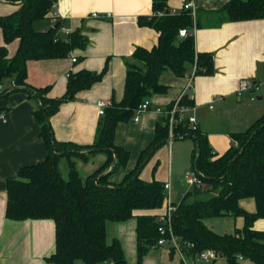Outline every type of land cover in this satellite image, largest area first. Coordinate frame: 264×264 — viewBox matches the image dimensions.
I'll use <instances>...</instances> for the list:
<instances>
[{
  "label": "trees",
  "instance_id": "1",
  "mask_svg": "<svg viewBox=\"0 0 264 264\" xmlns=\"http://www.w3.org/2000/svg\"><path fill=\"white\" fill-rule=\"evenodd\" d=\"M0 1L18 5L13 13L0 16V30L5 44L19 42L12 57H8L4 45L0 46V100L22 91L37 101L33 117L48 150L44 160L20 168L14 178L6 180L5 218L14 222L52 220L55 248L45 259L52 264L76 261L132 264L125 260L117 239L106 243V223L135 219L138 258L133 264H143L142 259L150 249H161L156 243L160 238L158 218L165 210V190L161 181L141 179L139 169L151 153L165 144L168 130L165 123L156 125L154 138L141 151L137 165L118 183L111 181V176L126 166L129 152L115 144V130L119 123L133 119L145 100L167 92V87L159 83L164 71L169 70L180 78L193 69L194 77L214 74L213 53L195 49L192 30L202 28L200 17L184 9L171 14L168 0H151V16L139 18L138 24L155 30L157 42L150 49L136 47L131 62L125 60L127 70L121 100L108 103L97 122L93 142L82 145L57 141L50 118L63 104L75 100L79 92L89 90L103 79L109 58L99 72L69 71L60 97L49 96L51 87H31L27 84L29 62L67 58L75 50L84 51L89 39L83 27L61 35L59 22L46 30L36 28V23L47 18L58 0ZM202 16L214 21L209 26L264 20V0H229L218 10ZM181 29L191 34L180 37ZM181 103L193 105L185 97ZM175 133L179 138L194 141L190 166L202 185L194 187L192 192L207 198L189 203L187 198L191 192H187L179 203H173V233L180 241L193 245L189 251L192 255L213 250L227 264H239V257L264 264V231L254 229V223L264 219V113L245 131L231 134L233 144L216 157L197 125L181 123ZM96 153L105 155L104 163L82 180L74 159L87 161ZM62 159L66 161L65 174L59 168ZM248 200L253 202V210L242 205ZM215 217L241 218L242 226L234 227L231 233L219 234L205 224L206 219Z\"/></svg>",
  "mask_w": 264,
  "mask_h": 264
},
{
  "label": "crops",
  "instance_id": "2",
  "mask_svg": "<svg viewBox=\"0 0 264 264\" xmlns=\"http://www.w3.org/2000/svg\"><path fill=\"white\" fill-rule=\"evenodd\" d=\"M185 1L168 0V9L179 12ZM227 1L229 0H193L195 14L200 17V24L203 25L192 31L195 49L197 52L213 53L215 67L212 76H195L192 80L195 108L193 115L201 133L206 135L215 157L222 155L233 144L231 134L245 131L264 113V20L209 26L214 21L203 17L202 13L218 10ZM17 9L18 5L0 1V16L9 15ZM93 13L98 14L99 18H92ZM108 14L110 17H106ZM151 14V0H58L47 18L36 23L37 29L46 30L52 26V19H56L61 23V35L83 27L84 34L89 39L84 51L75 50L72 53L77 60L81 58L76 66L69 57L31 61L27 64V84L34 88L51 87V97H60L64 93L69 71L84 69L99 72L109 58L108 71L103 79L89 90L79 92L75 100L63 104L57 114L50 118L57 141H73L82 145L93 142L100 118L96 103H109L111 100L119 102L123 96L127 70L125 60L131 62L130 57L136 47L150 49L157 42L158 34L155 30L138 24L139 18L150 17ZM18 43V40H14L5 44L0 30V46L6 47L8 57L15 54ZM241 80L251 81L255 89L238 95L237 88ZM187 81L186 76L180 78L169 70L164 71L159 83L167 87V92L151 96L149 110L138 112L136 119L117 125L115 144L127 150L129 158L126 166L111 176V181L120 182L135 168L141 151L154 138L156 125L165 121L164 115L157 114L156 109H167L179 97ZM37 108V101L22 91L11 93L0 100V264H52L45 260L55 248L52 220L14 222L5 218L6 180L14 178L20 168L44 160L48 154L47 146L39 137V125L33 117ZM241 116L245 117L238 119ZM226 120L231 121L230 128L225 133L219 132ZM178 139L184 138L174 140ZM171 147V144L169 146L165 143L151 153L143 161L139 177L145 181L155 179L164 184L170 182L171 189L170 178L162 180L166 164L168 174L171 173ZM104 161L105 155L102 153L90 156L87 161L74 159L82 180ZM159 164L161 166L158 167ZM60 165L64 166L65 174L66 161L62 159ZM184 196L182 190H171L173 203H179ZM242 205L249 210L254 208L251 200L242 202ZM130 220L121 225L106 223L109 233L106 235V243L110 244L113 239L121 242L125 260L133 264L137 261L133 256L136 221ZM235 221L234 227H241L242 223L236 225ZM254 229L264 231V219H258L254 223ZM156 250L159 249L149 250L143 264H180L178 258L168 250H161V253ZM74 264L83 263L76 261ZM198 264L227 263L225 259L218 257L210 261H198ZM239 264L254 263L239 259Z\"/></svg>",
  "mask_w": 264,
  "mask_h": 264
},
{
  "label": "built area",
  "instance_id": "3",
  "mask_svg": "<svg viewBox=\"0 0 264 264\" xmlns=\"http://www.w3.org/2000/svg\"><path fill=\"white\" fill-rule=\"evenodd\" d=\"M182 9L184 10H191V13L195 15V7L193 4V0H186L183 4ZM171 14H176L177 11L170 10ZM92 18H99V15L93 13L91 15ZM106 17H110V15H106ZM105 18V16H104ZM56 19H52V25L57 24ZM68 34V33H67ZM191 34L188 30L181 29L179 31L180 37H185L186 35ZM193 34V33H192ZM72 63H76V58L71 54L69 56ZM188 81L184 89L181 91L179 97L173 102L171 106H168L167 109H156V113L159 115H164L165 121L163 122L167 126L168 130V143L169 146L174 139L181 137L176 135L175 129L176 127L184 122H187L189 126L194 127L196 125V118L194 117L193 113L195 108L193 105H188L186 103H181V100L185 97L186 100L193 102V95L188 94L187 90L192 87V80L194 78V69L186 76ZM254 88V85L249 80H241L239 82L237 88V94L240 95L242 92L250 91ZM255 89V88H254ZM108 103L105 101H98L96 103L98 115L102 116L105 112ZM150 109L149 100H145L139 107L138 112L147 111ZM137 115V114H136ZM136 119V116L134 117ZM4 120V119H3ZM186 183L190 187H199L202 185L200 179L198 178L197 174L193 171L186 172ZM165 190V210L159 215V223L160 227L158 228V232L160 233V238L157 241V246L161 249H168L174 252V255L178 258L180 264H198V261H210L217 258L215 251L213 250H204L200 253L191 254L189 251L192 244L187 242L180 241L179 237L176 236L171 228V215L172 211L174 210V205L171 200V189H170V182L164 184ZM241 259V257H239ZM112 264V263H107Z\"/></svg>",
  "mask_w": 264,
  "mask_h": 264
},
{
  "label": "rangeland",
  "instance_id": "4",
  "mask_svg": "<svg viewBox=\"0 0 264 264\" xmlns=\"http://www.w3.org/2000/svg\"><path fill=\"white\" fill-rule=\"evenodd\" d=\"M187 93L188 94H192V87L187 90ZM241 95H244V93L242 92ZM243 97L241 98L242 100H244ZM242 117H245V116H241L238 119H241ZM224 122H225V126H223L221 129H219L218 130L219 132L225 133L230 128L231 121L230 120H226ZM238 124H239V126L241 125L240 122H238ZM165 143L169 144L168 143V139L166 140ZM193 143H194L193 140L190 139V138H184V139H178V140L172 141L171 142V146H172L171 147V162H170L171 173L168 174V168H167L168 164H166V170L162 174V180L163 181L165 179L167 180V178H170L171 185H172L171 190L173 192L175 190L176 191L182 190L185 194L187 192H189V193L191 192V194H189V196L187 198V202H189V203H192L193 201H195L197 199H206L207 198L206 195H196V194H194L192 192L194 187H190L186 183V172H189L191 170L190 160H189L190 158L189 157H190V152H191V150L193 148V145H194ZM160 155H161V153H160ZM161 161H162V159L160 158V163H161ZM159 166H161V164H159L158 167ZM63 167H64L63 165L59 166L61 172H64V170H65V169H63ZM160 170H161V168L159 169V171ZM120 171H118V172H120ZM80 173L82 174V172H80ZM82 178H85V177L82 176ZM129 221H131V220H126V221H123V222H119V225H121L122 223H128ZM109 223L118 224V223H114V222H109ZM241 223H242V219L241 218H237L236 221H235V224L236 225H240ZM130 224L132 226V222ZM205 224L211 230H213L214 232L219 233V234L231 233V232L234 231V229H233L234 228V219L230 218V217L208 218V219L205 220ZM134 232H135V237H136L135 228H134ZM107 234H109V233H107V228H106V235ZM120 244H121V242H120ZM121 248H122V251H124L122 245H121ZM129 250L131 251V247L130 246H129ZM161 250H162V252L165 251L164 249H159V250H156V251L160 252ZM147 253L145 254L144 257L148 256ZM123 255H125V252H123ZM126 255L129 256V254H127V253H126ZM133 256H134L135 260H137L138 256H137V242H136V239L134 241V246H133ZM144 257H143V259H144ZM124 258H125V256H124ZM143 259H142V263H143Z\"/></svg>",
  "mask_w": 264,
  "mask_h": 264
},
{
  "label": "water",
  "instance_id": "5",
  "mask_svg": "<svg viewBox=\"0 0 264 264\" xmlns=\"http://www.w3.org/2000/svg\"><path fill=\"white\" fill-rule=\"evenodd\" d=\"M46 121H48V120L46 119ZM114 162H115V160H114ZM114 162H113V164H114ZM113 164H112V166H113ZM92 184H95V181L94 180L92 181Z\"/></svg>",
  "mask_w": 264,
  "mask_h": 264
}]
</instances>
